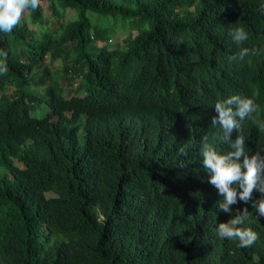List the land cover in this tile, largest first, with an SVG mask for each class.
<instances>
[{
  "label": "trees",
  "instance_id": "1",
  "mask_svg": "<svg viewBox=\"0 0 264 264\" xmlns=\"http://www.w3.org/2000/svg\"><path fill=\"white\" fill-rule=\"evenodd\" d=\"M261 4L40 0L0 33V264H264V216L239 199L231 213L219 210L200 156L204 135L228 150L210 127L209 96L240 91L264 109L256 71L215 78L238 26L245 47L264 56ZM68 11L75 17L65 23ZM74 80L66 98L59 84ZM42 104L47 113L32 117ZM243 208V227L259 233L249 248L218 236V224Z\"/></svg>",
  "mask_w": 264,
  "mask_h": 264
},
{
  "label": "clouds",
  "instance_id": "2",
  "mask_svg": "<svg viewBox=\"0 0 264 264\" xmlns=\"http://www.w3.org/2000/svg\"><path fill=\"white\" fill-rule=\"evenodd\" d=\"M39 3L40 0H0V33H11L20 23L22 13L27 9L35 11ZM259 11L264 14V4H261ZM227 33L230 37L229 47L223 51L219 59H215L219 64L215 78L218 79L220 74L229 80L231 78L242 80L246 71L252 69L257 72L256 82L264 87V56L255 48L245 47L248 33L244 27L238 26ZM250 54L254 55V59L246 63L244 57ZM6 72L7 53L0 50V74ZM78 83V80H74L73 85L70 82L59 84L63 92L64 86H68L71 92L70 96L63 93L66 98L72 96V90ZM11 91L4 93L8 95ZM204 101L211 102L208 112L210 127L214 131V126H218L223 132V141L228 145L227 151L220 152L209 142L208 135L201 138L202 167L209 174L208 182L217 189L221 197L218 209L231 213V206L239 199L245 204L252 201V208H255L259 216H264V109L260 108L262 103L254 95L235 90L218 98L209 96ZM40 106L41 112H44L46 110L44 104ZM246 143H257L256 150L248 152ZM178 154L183 160H187L188 145L181 144ZM186 165L181 161L178 167L183 168ZM256 192L260 193V199H256ZM248 220L249 210L247 208L239 210L227 222L218 224V236L238 241L240 248L251 247L259 239V233L251 227H243Z\"/></svg>",
  "mask_w": 264,
  "mask_h": 264
},
{
  "label": "rangeland",
  "instance_id": "3",
  "mask_svg": "<svg viewBox=\"0 0 264 264\" xmlns=\"http://www.w3.org/2000/svg\"><path fill=\"white\" fill-rule=\"evenodd\" d=\"M41 6H42V10L46 13L47 12V9H46V4L45 3H41ZM87 16L93 21V22H100L101 21V16L100 15H97V14H93V13H90L88 12L87 13ZM74 17H75V13L74 11H68L66 16H65V23L67 22H71L74 20ZM112 40V39H111ZM119 42H116L114 45L118 46ZM103 46V44H98V47H101ZM45 64L46 65H49L50 62H49V59L47 58L46 61H45ZM49 70L53 73V76L57 79L59 78H62V73H61V62L60 61H55L49 68ZM64 92L66 93L67 96H70V90L68 88V86H64ZM8 93V92H7ZM1 95V94H0ZM44 107L46 108V106L44 105ZM47 108L45 110V113L44 115L47 113ZM41 106L39 108V110L35 111V112H32L31 115L34 117V118H42L44 115H43V112H41ZM19 167H21V165H18ZM0 173H2V169H0ZM48 197H51V196H54V194L52 193H47L46 194Z\"/></svg>",
  "mask_w": 264,
  "mask_h": 264
}]
</instances>
